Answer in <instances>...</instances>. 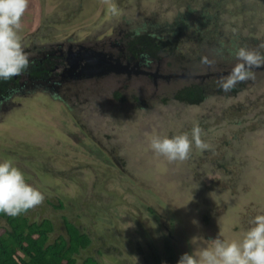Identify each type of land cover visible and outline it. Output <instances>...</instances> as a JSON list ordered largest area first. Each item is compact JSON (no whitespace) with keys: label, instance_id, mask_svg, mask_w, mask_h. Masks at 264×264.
I'll return each instance as SVG.
<instances>
[{"label":"rangeland","instance_id":"1","mask_svg":"<svg viewBox=\"0 0 264 264\" xmlns=\"http://www.w3.org/2000/svg\"><path fill=\"white\" fill-rule=\"evenodd\" d=\"M200 2L29 0L21 41L23 48L36 42L41 50L71 38L105 47L121 45L120 35L135 28H151L162 37L179 13ZM233 3L245 7V14L234 29L222 32L264 54V0ZM179 46L183 54L190 49V55L173 59V52L150 59L159 75L173 74L167 83L140 88L136 81L146 79L142 74L125 76L126 91L138 92V104L134 96L119 104L98 101L122 77L116 76L114 84L113 79H91L93 86L70 79L65 82L71 93L64 82L59 90L71 110L34 93L20 110L0 118V160L12 161L45 196L25 215L31 221L51 219L61 230L52 237L63 233L62 217L76 222L92 240L84 257L92 255L99 264H177L182 254L198 255L215 238L241 240L253 218L264 214V74L246 90L238 82L240 91L231 95L221 90L196 103L160 101L172 90L184 92L200 70L198 64L185 67L198 45L180 41ZM219 62L209 53L202 57L208 69ZM238 63L235 56L224 66ZM84 87L89 94L78 92ZM193 127L201 129V139L210 147L201 150L193 144L194 156L186 160L170 161L150 147L155 136L188 133L191 138Z\"/></svg>","mask_w":264,"mask_h":264},{"label":"trees","instance_id":"2","mask_svg":"<svg viewBox=\"0 0 264 264\" xmlns=\"http://www.w3.org/2000/svg\"><path fill=\"white\" fill-rule=\"evenodd\" d=\"M200 1L198 8H189L186 14L179 13L172 25L166 28L165 35L162 37L150 32L151 28H135L127 32L125 30L126 34L120 35L123 49L120 53V60L121 58L128 60L129 56L127 59L125 56L131 53L134 57L138 55L151 59L162 57V54L173 55L174 52L177 56L169 57L177 59L183 56L186 58L190 55L191 50L188 49L183 54L179 46L180 41H192L198 45L199 52H197L198 49L195 50L193 60L185 63L187 69H193L198 64L200 70L197 72H203L206 66L202 63V57L205 58L208 53L214 57L217 63L221 61L222 66L231 64L236 56L235 53L239 48L244 47V43H237L233 36L230 37L233 39L230 41L229 36L222 31L224 27L235 28L238 18L245 14V7L235 6L234 3L232 4V0ZM189 46L191 45L189 44ZM117 49L119 46L114 47L112 51L116 52ZM224 58L227 59L224 60ZM224 61L227 63L224 64ZM168 69H170V65ZM176 70L180 71L181 68H176ZM122 76L125 78L124 74ZM173 81L178 80L174 79ZM189 81L190 83L187 84V89L184 92H175L176 97L192 102L205 99L207 93L212 97L215 85L207 90L201 85L197 86L195 79ZM128 85H116L107 89L109 97L113 96L115 99L113 104L114 102L116 104L122 103L133 96L135 103L141 102L137 91L133 90L132 93L123 91V88H127ZM153 86V82H149L148 88ZM205 90L207 93L204 92ZM171 92H167L166 96L159 98L160 101H165L166 98L171 99L173 97ZM59 208L62 209L63 204L59 203ZM24 214L12 217L0 213V221L5 222V228H0V264H99L92 255L84 257L86 252H91L89 248L91 239L86 232L78 227L76 222H70L62 217L63 233H58L56 237H52L55 232L61 230L55 229L51 219L43 218L40 221H31ZM150 214H153L152 210Z\"/></svg>","mask_w":264,"mask_h":264},{"label":"clouds","instance_id":"3","mask_svg":"<svg viewBox=\"0 0 264 264\" xmlns=\"http://www.w3.org/2000/svg\"><path fill=\"white\" fill-rule=\"evenodd\" d=\"M29 0H0V80L20 75L29 65L20 36L22 18ZM240 61L222 83L229 91L239 81L251 78L248 69L264 65V54L241 47L235 53ZM193 144L206 150L210 146L201 139V129L193 127L188 133L152 138L150 147L170 161L189 158ZM45 199L44 194L29 184L24 173L10 160H0V213L15 217L27 212ZM241 240L231 242L215 238L211 247L198 255L184 253L177 264H264V214L256 215Z\"/></svg>","mask_w":264,"mask_h":264},{"label":"flooded vegetation","instance_id":"4","mask_svg":"<svg viewBox=\"0 0 264 264\" xmlns=\"http://www.w3.org/2000/svg\"><path fill=\"white\" fill-rule=\"evenodd\" d=\"M65 42L66 43L62 44L54 43L45 47L43 46V50H41V46H37L36 42H32L27 48H24L26 54L29 57V65L27 69L20 75L14 76L11 79L0 80V118L6 117L7 114H10L13 111L15 112L20 110L23 106L24 99H30V95L34 93L45 96L47 100L50 99L51 102L56 104L60 109L64 108L65 110H71V108L66 105L68 98L62 97V90H59L63 88L62 82H64L65 86L67 87L64 90L68 91V93H71L72 89L68 86L65 80H86L88 83H90L91 79H98L99 82L104 80L108 81L109 79H113L112 81H114V78L117 76L118 78H123L122 82L118 85L124 84L126 86L128 83L127 80L122 76L123 74L126 77H133L142 74L143 77L147 79H141L136 82L141 83V85H139L140 88H148L149 82H153L155 86L160 80H165L163 83H167L168 79L173 77V74L166 77L163 75L160 76L159 73H156L155 68L150 67L152 64L149 62L150 58L146 59L145 57L138 55H135L136 57H134L131 53L129 54L128 60H122V58L120 60V52H113L111 50L117 46H119V49L121 50L122 45H114L111 43L105 47H103L104 45L95 46L93 44L88 45L86 42L75 43L72 38L65 40ZM245 47L246 46L244 44V48ZM257 49H259V47H257ZM96 56L97 60L98 58L101 59V62H97ZM172 65L174 66V64ZM234 68L235 66L224 67L221 64H217V66L211 67V69L205 68L203 72L196 71L191 79H195L198 84L197 86L201 85L204 89L208 90L215 85L216 87L214 88V93L216 91L221 92V90H223L221 86L222 83L228 79ZM172 69L174 68L171 67V70ZM171 70L169 69L168 71ZM248 71L251 72V78L239 81L241 86L243 83L247 85L244 90L250 88L249 86L256 83L259 78V74H264V65L259 67L253 66L252 68L248 69ZM67 82L72 84L71 81ZM114 83L115 81L112 82V84ZM78 84L81 85L80 83ZM90 84H92V86L94 85L93 83ZM172 87L173 86L171 85V88ZM85 90L89 94L90 90L87 87H84L82 91L78 92L83 93ZM125 90H127V88H123V91ZM175 91L176 90L171 92L173 93V97H171V99L166 98L165 101L174 99L180 103H189L187 99L186 101L176 97L174 95ZM238 91H240V89H238V85L236 83L234 87L225 92V95H231L237 93ZM102 92L105 93V90L103 89ZM204 92L207 93L206 90ZM75 96L78 97V94H75ZM201 100L204 99L195 100L193 103L199 102ZM98 101L104 103L108 102V104H110L111 102L115 101V99L113 96L109 97L108 92H106V96L102 95ZM192 156L194 155L191 152L189 157ZM65 208L66 206L63 205V209ZM100 251L101 249L98 250V252Z\"/></svg>","mask_w":264,"mask_h":264},{"label":"water","instance_id":"5","mask_svg":"<svg viewBox=\"0 0 264 264\" xmlns=\"http://www.w3.org/2000/svg\"><path fill=\"white\" fill-rule=\"evenodd\" d=\"M96 60H97V56H96ZM97 61H100V62H101V59H99V58H98V60H97ZM160 76H161V75H160ZM163 76H164V75H163ZM166 77H168V76H166Z\"/></svg>","mask_w":264,"mask_h":264}]
</instances>
